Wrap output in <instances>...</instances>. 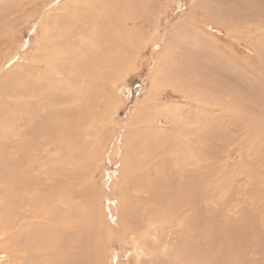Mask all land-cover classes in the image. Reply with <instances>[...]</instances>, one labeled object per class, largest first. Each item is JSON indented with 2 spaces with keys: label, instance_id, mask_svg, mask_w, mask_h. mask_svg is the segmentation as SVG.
I'll return each instance as SVG.
<instances>
[{
  "label": "rangeland",
  "instance_id": "1",
  "mask_svg": "<svg viewBox=\"0 0 264 264\" xmlns=\"http://www.w3.org/2000/svg\"><path fill=\"white\" fill-rule=\"evenodd\" d=\"M148 2L145 8L134 10L125 0H108V5L116 4L119 14L133 16L125 29L120 26L123 34H119V42H114L118 60L108 56L104 63H94L101 47L93 45L95 66L83 65L74 72L75 83L81 84L49 98L43 85L54 83L47 79L51 74L39 59L42 28H49L51 36L79 20V26L86 28L89 17L78 18L84 0H4L0 6V159L3 150L6 160L21 156L35 160L28 183L30 189L44 194L40 201L45 199L46 211L53 216H46L47 225L40 220V234L36 236L49 237L52 249L64 255L73 250L72 241L82 239L79 252L84 251L85 264L94 254V259H106L107 264H135L129 241L135 233L131 229L145 228L150 221H144L146 216L135 211V221L125 222L121 230L126 232V241L117 236L115 222L118 216L123 217L117 215L121 200L117 187L122 191L130 187L132 193L136 192L133 188H139L133 196H142L140 200L147 207L155 200L141 194L142 189L149 192L158 188L162 193L157 198L160 196V202L166 204L174 184V188L186 189L191 180L194 186L184 193L186 198L193 194L188 203L200 211L201 218L197 224L195 218L189 220L194 230L188 222V235L184 230L180 235L184 240L181 245H174L177 235L169 229L157 225L149 228L153 232L149 233V256L143 264H162L154 251L161 247L164 250L169 244L175 247L176 255L187 252L183 263L261 264L263 256L257 251L254 254L251 247L237 248V252L229 248L241 237L232 239V245L223 236H215L214 231H231L243 220L249 224L243 231L246 237L253 233L262 239L264 235L258 225L264 222V0ZM123 35L135 38L122 43ZM136 40H140L138 47L134 45ZM158 56L162 58L161 66L152 77ZM90 77L93 87L89 92L82 84L84 80L89 84ZM163 77H170V82L158 89L152 104L145 105L151 78ZM33 89L38 93L34 94ZM139 112L138 118L135 115ZM134 116L137 122H132ZM24 138L30 141L28 148L23 147ZM197 138L203 161H198L193 174L189 165V175H182L178 154L189 144L197 145ZM5 149L18 151L12 157ZM22 166L30 172L24 162ZM154 181L161 186H155ZM14 201L15 196L10 195L1 202ZM186 215L180 213L178 219L186 221ZM4 220L1 216V226ZM17 225L13 223L9 228L16 230ZM208 230L213 245L206 240ZM11 254L0 237V264H14Z\"/></svg>",
  "mask_w": 264,
  "mask_h": 264
},
{
  "label": "bare ground",
  "instance_id": "2",
  "mask_svg": "<svg viewBox=\"0 0 264 264\" xmlns=\"http://www.w3.org/2000/svg\"><path fill=\"white\" fill-rule=\"evenodd\" d=\"M107 1L108 0H84L83 8L81 10V7H80L81 13H80V15H78V18L81 19L83 16L85 18L89 17V20L86 23V28L83 26H79L82 23V21L80 22V20L77 22V24L72 23L70 25H67V29L64 31L54 32L53 36L49 35V28H46V29H45V27L42 28L43 29V31H42L43 32V37H42L43 42H42V47H40L41 55H40L39 59L41 61L42 60L44 61L45 66H43V68L48 70L49 73L51 74V76L47 79L52 80V82H50V83H54L53 86L47 85L48 83L43 85L49 93V94H47L49 98H53L56 95H58V93H62L64 88H65V91L66 90L70 91L72 88L76 89V86L77 87L79 86L78 84H81L82 81L80 83H78V82L75 83V81L73 79V77L76 73L75 72L76 68H81V66H83V65H87V67H88L90 64L95 66L94 63H97V62L104 63L105 60L108 58V56L111 58V60H113V57L115 58V60H118V58L115 55V51H114L115 43H117V41L120 39V35L123 34L120 31H123L125 29L127 21L129 19H133V16L128 14V13L119 14L120 13L119 10L115 11L116 4L115 5H108ZM148 1H150V0H125V3L129 4L130 7H132L134 10H140L141 8H145L148 5L147 4V3H149ZM155 1L156 0H152V2H155ZM3 3H4V0H0V6ZM49 11L50 10H48V8H47V10H46L47 14L46 15H48V17L50 14V13L48 14ZM121 25H123L124 29H122L120 27ZM133 38H135L134 35H123L121 38V42L124 43L125 41H131ZM56 41H57V44L55 45ZM136 41L137 42L134 43V45L136 47H138L139 43H140L138 41H140V40H136ZM93 45H98V48H99V46L101 47L100 48L101 51H97V54H95L96 51L92 52L95 54L94 58L96 59L94 63L92 62V54H91V51L93 49ZM155 62H156V64H155L154 70L152 71V77L156 76V74H157V72L161 66L162 58L161 57L159 58V56H158V59ZM88 68H90V67H88ZM89 70H91V69H89ZM93 70H94V68H93ZM119 70H122V69H119ZM78 71H79V69H78ZM86 72H87V69H86ZM122 72H124V71H122ZM125 74H126V72H125ZM168 76H170V75L168 74ZM96 78H98V77H96ZM170 80H171L170 77L166 78V79H164V77L161 79H157V78L152 79L151 78L150 89L148 92V101L145 105L152 104L156 95L159 94L158 89L159 88L161 89L162 87L167 85L166 83L168 81L170 82ZM98 81L99 80H97V82ZM92 82H93V79L91 77H90L89 84H86L85 80H84L83 84H82V86L84 85V87H82V88H85L87 91H89L90 90L89 88L93 87ZM97 82H96V85H97ZM162 82L164 83V85L162 84ZM174 84H177V83H174ZM113 86H114V83H113ZM179 86H181V85H179ZM33 93L37 94L38 90L35 91L33 89ZM88 94H90V93H88ZM189 95H190V93H189ZM112 96H113V94H112ZM89 99H90V97H89ZM209 102L211 103L210 100H209ZM135 116H137L139 118L141 116L140 112L136 113ZM135 116H134V118H132V122L133 121L137 122V118ZM193 120H194V118H193ZM199 120L197 119L198 122H200ZM135 127H136V125H135ZM195 127H197V126H195ZM127 131H129V129H127ZM139 131H141V130H139ZM156 132H157V130H156ZM147 135H148V133L145 135V137ZM151 138H154V135L151 136ZM171 138L175 139L176 136L174 137V135H172ZM27 140L25 141V138H24L22 141L24 148L29 147L28 144H30V141L28 142ZM188 143H190V142H187V144ZM195 143L197 145H190L189 144V145L185 146L182 153L178 154L180 156V158L182 159L181 160L182 164L179 166L180 170H184V174H182V175H185V174L189 175V168H188L189 165L192 167L190 174H193V172L196 171V169L198 168V165H199L198 161H199V163L201 161H203V153L201 151H199L198 147H197L198 146V138L196 139ZM34 148H35V153H36L37 152L36 146H34ZM167 148H166V150H167ZM6 150L7 149H5V153L11 154L12 157L18 151V149H16L17 151L12 150V149H8V151H6ZM167 151H169V149ZM1 154L3 156L1 155L0 166L5 168V169L0 170L1 201L7 200L8 198H10V195H14L15 199L17 201L16 202L14 201V203H12V204H6L5 202L3 204V202L0 201V204H2V206H0L2 208V209L0 208V217L4 216L6 218V220H4L5 223L2 224V226L0 225L1 226L0 227V237L3 239L4 246H9V251H12L13 254H11V255L13 256L14 264H85V261H84L85 258L84 257H86V256H83L84 251L80 250V252H79V249L81 248L79 246V244H80L79 240H81V245L83 246V240L82 239H79V240L75 239L74 241H72L73 250H70L68 255H64V254L57 252V251L52 249V246H51L50 241H49V237L48 238H38L36 236V235L40 234L37 227L39 225H42L41 221H42V223H44V225H47L49 220H48V217H46V216L50 215L52 218H53V216L46 211L47 205L45 204V199L43 198L42 201H40L41 200L40 196H42L44 194H38V192L36 193L35 190L33 191V189H30V186L28 183L31 179V172L34 168L33 163L35 162V160L30 159L28 156H21L19 159H14V160L13 159L10 160L8 158L6 160V155L4 154L3 150H1ZM124 156H123V158H124ZM195 157H196V160H195ZM147 158H150V157H147ZM147 158H145V159H147ZM208 158L209 157L206 156L207 162H208V160H207ZM21 162H24V164H26L29 167L30 172H28V170L24 166L21 167ZM37 163L38 162H36V164ZM145 166H144V168H145ZM19 167H21L20 171H18ZM142 167H143V165H142ZM157 168H156V171H157ZM160 168H161V166H160ZM132 169L134 170L133 167H132ZM152 169H153V167H152ZM160 170H158V171H160ZM167 170H166V172H167ZM14 171H16V172H14ZM198 172H199V169L196 173L198 174ZM148 173H149V169H148ZM52 176L57 178V176L55 174ZM155 177H157V176H155ZM171 178H172V176L170 177V179ZM203 180H204V178H203ZM155 181H156V179H155ZM155 181H154V183H155ZM174 181H172V182H174ZM157 183H155L154 185L159 186V185H156ZM148 184H150V183H148ZM170 184H168V185H170ZM191 186H194L193 180H191L190 182L187 183V187H185L186 189H182L181 186L180 187L177 186V188H174L175 187V184H174V187H171L172 190L169 192L171 197L169 199H167L166 204L160 202V199H159L160 196L157 198V195H159V194L161 195V193H162L161 190H159L158 188H157V190L155 189V191H153L151 189L149 192L143 191V189H142L141 194H147V198H149V199L153 198L155 200L154 202H149L147 207L140 200V198L142 196H133L136 192L139 191L138 190L139 188H136V189L133 188V191H136V192L132 193L130 187H127L123 191L120 189V187H117L118 191L120 192V199H121L119 206H118V208L120 209V214H117V215L123 216L122 218L120 216H118L117 220L115 222V225H116L115 229L118 230L117 236L121 240L124 239V233H126V232H124V230L122 232L121 230L124 228L123 226L126 225L125 222L128 224L130 221H135V220H133V216H134L135 211H139L140 214L142 213L143 215L146 216L144 221L146 219L148 221H150V222H148V224L145 223V225H146L145 228L141 227L139 229L137 227L138 225L136 226L138 229H131L130 228L131 231L135 234L132 236L129 234L131 236L130 237L131 239H129V238H127V239H129V241H131V244H132L131 248H132L134 256H135V264L145 263L146 258L149 256L148 251H147V247H148L147 245H149L151 243V236H149V233L153 232L149 228L158 226L161 229H169V233L174 232V234H176L180 238L181 233H183L182 230H184V232L186 233L187 228H185V227H188V224L190 223L189 220L192 221V218H195L193 221H195L197 224V222L199 221V218H201L198 216V213L200 211H195L194 205L192 203L191 204L188 203L189 202L188 200L192 199L193 194H190L186 198V194L184 193ZM206 188H207V186H206ZM127 190H129V193L127 192ZM180 190H182L183 192H181ZM195 193H196V191H195ZM168 195H165L163 198L166 199V196H168ZM54 197H55V195H54ZM139 204H141V206H139ZM182 211H184V212H182ZM54 213L58 218H60V216L57 214L56 211H54ZM180 213L181 214H187L186 216H184L186 218L187 222L184 221V219L182 220V218L180 220L178 219V215ZM122 219H123V221H122ZM202 220H204V219H202ZM137 221H139V220H137ZM246 221L249 222V220H246ZM260 222H262V221H260ZM13 223L18 224L16 230H15V228L13 230H11L12 227L9 228L10 227L9 225H13ZM262 223L263 224L259 223L258 225H260L261 229L262 228L264 229V222H262ZM97 224L98 223L96 222V225ZM193 224H195V223H193ZM209 224H212V223H209ZM190 225H191V223H190ZM204 226H206V228H207L208 224H206ZM215 226H214V228H217ZM247 226H249V224L247 223L245 225L243 220H241L240 223L238 224V227H236V229H231V231H230V229H227V230L222 229L220 231H214V234H215V236H219V235L221 237L223 236V240L225 242H228V244L230 243V241L232 239L241 237L240 241H237L239 243H237L236 245H234L232 247L229 246V248H234V252H237V248L242 250V248H244V246H245V248L251 247L252 252L254 254L257 252L261 253V256H263L261 258H263V260H264V244H263V240H264L263 236L264 235L262 236V239L258 238L256 236V234H253V233L248 234L246 237V235L244 234L243 231H245L247 229ZM190 227L193 228L192 230H194V226L192 227V225H191ZM196 227H197V225L195 226V228ZM95 229H96V227H95ZM115 229H114V231H115ZM152 229H154V228H152ZM204 229H205V227H204ZM197 230H199V229H197ZM99 231H101V230H99ZM132 232H131V234H132ZM155 232H157V231H154V233ZM259 232H261V231H259ZM96 233H99V232H96ZM211 233L212 232L208 230L206 240L209 242V243L207 242L208 244L211 243V245H213L211 242V239H210V237L213 236ZM102 234H100V235H102ZM10 235L14 239L9 238L8 236H10ZM97 235L100 236L99 234H97ZM154 235L157 236L156 234H154ZM186 235H188V234L186 233ZM208 235H209V237H208ZM177 236H175L176 237V243H174V245H177V243L179 245H181L184 240L181 238L179 239ZM172 237H173V235H172ZM123 241L125 242L126 240H123ZM97 242L99 244H101L99 241H97ZM168 242H169V240H168ZM230 244H232V243H230ZM29 248H33V249H29ZM123 248H124V246H123ZM167 248H169V251ZM173 248H175V247L172 244L171 245L169 244L167 246L165 245L164 250L161 247V249H159L158 252L154 251L153 255H154V257H158V259L161 258V260L160 259L159 260H160V262H162V264H171L174 261L177 264L179 262V260L181 261L180 264H191L190 260L186 261L184 263L182 262V258L187 252H181V255H176L173 253ZM247 250H249V249H247ZM88 252H90L93 255L92 250H89ZM130 252H132V251H130ZM202 252H204V250H202ZM190 254H192V253H190ZM92 255H90V256H92ZM94 255L92 258H88L90 260L89 264H107L106 259H103L105 261H102L101 258L97 260V259H94ZM205 256L206 255L201 256V257H205ZM128 258H129V256H128ZM192 258H193L192 256L189 257V259H191V260H192ZM113 260H114V258H113ZM123 261H125V260H123ZM147 262H150V261H147ZM126 263H124V264H126ZM147 264H149V263H147ZM261 264H264V262H262Z\"/></svg>",
  "mask_w": 264,
  "mask_h": 264
}]
</instances>
